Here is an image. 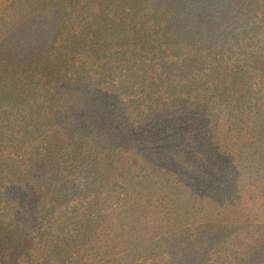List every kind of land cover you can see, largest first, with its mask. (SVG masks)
<instances>
[{"label":"trees","instance_id":"1","mask_svg":"<svg viewBox=\"0 0 264 264\" xmlns=\"http://www.w3.org/2000/svg\"><path fill=\"white\" fill-rule=\"evenodd\" d=\"M0 264H264V0H0Z\"/></svg>","mask_w":264,"mask_h":264},{"label":"rangeland","instance_id":"2","mask_svg":"<svg viewBox=\"0 0 264 264\" xmlns=\"http://www.w3.org/2000/svg\"><path fill=\"white\" fill-rule=\"evenodd\" d=\"M225 211H227V209H225V210L223 211V213H226Z\"/></svg>","mask_w":264,"mask_h":264}]
</instances>
